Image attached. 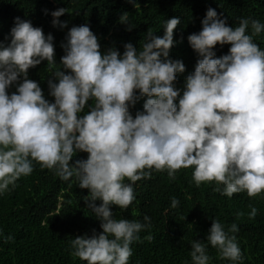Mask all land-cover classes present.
Here are the masks:
<instances>
[{
  "label": "clouds",
  "instance_id": "clouds-1",
  "mask_svg": "<svg viewBox=\"0 0 264 264\" xmlns=\"http://www.w3.org/2000/svg\"><path fill=\"white\" fill-rule=\"evenodd\" d=\"M65 13L66 8L50 13L53 27H67L59 20ZM119 22L127 31L135 27L127 13ZM200 23L201 30L187 36L198 59L182 92L175 81L185 66L168 59L179 17L164 22L162 37L148 31L138 48L125 43L122 54L114 48L101 53L87 24L73 26L60 45L59 64L53 36L28 20L14 18L7 43L0 42V195L29 176L34 162L87 189L83 200L101 231L70 242L72 254L86 264H129L131 245L151 220L117 219L112 207L128 208L134 184L152 169L166 170L174 180L178 170L192 168L197 185L214 182L213 191L228 198L264 192V48L253 39L264 32V23L238 18L230 27L213 8ZM217 45H229L227 54L217 58ZM42 61L50 71L53 102L27 78V70ZM11 85L16 88L9 94ZM142 97V111L133 117L129 109ZM76 152L87 159L70 166ZM179 203L173 197L170 206ZM256 215L252 207L249 219ZM238 231L235 223L213 219L206 243L191 242V264H209V246L231 264H242Z\"/></svg>",
  "mask_w": 264,
  "mask_h": 264
},
{
  "label": "trees",
  "instance_id": "trees-1",
  "mask_svg": "<svg viewBox=\"0 0 264 264\" xmlns=\"http://www.w3.org/2000/svg\"><path fill=\"white\" fill-rule=\"evenodd\" d=\"M58 8L68 10L59 17L67 22L64 29L51 24L50 13ZM208 8L215 9L230 27L237 26L238 18L264 23V0H0V42L7 43L4 38L14 18L28 20L45 35L53 36L54 59L59 64L64 55L60 45L73 26L87 24L98 39L101 53L114 48L122 54L125 43L138 48L148 31L162 37L164 22L179 17L168 59L180 60L185 66L175 81L182 92L185 77L194 71L198 59L187 36L201 30L200 22ZM124 13L135 25L131 31L119 22ZM253 39L264 48V32ZM228 48L215 46L216 57L227 54ZM48 75L46 61L27 70V78L37 82L45 99L53 102L48 95ZM15 88L11 85L7 92L11 94ZM145 99L142 97L129 109L133 117L142 111ZM85 159L87 153L76 152L69 164ZM150 171L149 177L134 184L135 200L128 208L112 207L117 219L143 222L147 215L151 220V227L139 233L140 241L131 245L129 264H191V242L206 243L213 219L226 226L237 224L242 264H264V192L255 197L238 193L228 198L213 191L214 182L197 185L192 168L178 170L174 180L169 179L166 170ZM16 183L15 189L0 195V264H86L72 254L70 242L81 235H92L93 230L97 234L101 231L100 222L83 200L88 190L78 188L74 181L60 179L54 170L35 162L33 172ZM173 197L180 201L176 208L170 206ZM94 203L99 206L100 201ZM252 207L257 215L249 219ZM238 212L243 215L238 217ZM8 236L12 239L6 242ZM207 254L209 264H231L211 246Z\"/></svg>",
  "mask_w": 264,
  "mask_h": 264
}]
</instances>
